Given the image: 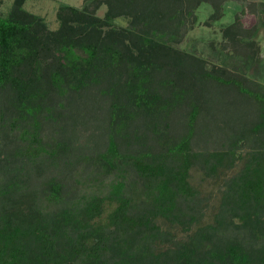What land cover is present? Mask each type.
<instances>
[{
	"label": "trees",
	"instance_id": "obj_1",
	"mask_svg": "<svg viewBox=\"0 0 264 264\" xmlns=\"http://www.w3.org/2000/svg\"><path fill=\"white\" fill-rule=\"evenodd\" d=\"M24 1L0 16V264H264L255 3L82 0L50 29ZM200 7L208 59L179 47Z\"/></svg>",
	"mask_w": 264,
	"mask_h": 264
},
{
	"label": "rangeland",
	"instance_id": "obj_2",
	"mask_svg": "<svg viewBox=\"0 0 264 264\" xmlns=\"http://www.w3.org/2000/svg\"><path fill=\"white\" fill-rule=\"evenodd\" d=\"M254 2L255 4V9H259V15L257 17H259V22L257 21L258 19L256 18L255 14H246L243 17V22L248 25V26H258V32L254 33L253 35V39L255 40V47L259 50L260 54H261V59L264 60V26L262 27V25L260 24L261 19L264 20V0H248ZM13 0H0V16L5 17L11 7ZM82 0H25L24 1V5L23 7L25 9H27L30 12L33 13H37L41 16L44 17L45 23L47 24V26L50 29H56L58 27V22L56 19V10H57V6L59 3H66V4H71L74 6L79 7L81 5ZM230 5V4H228ZM103 8H101L99 10V13H102ZM199 11H201L199 13ZM256 11V10H255ZM198 15L200 16V22H198L197 24L194 25V27L192 29H189V31L187 32V34L185 35L182 43L179 45L180 48H192L191 46V40H195L196 41V49H197V53L204 55L205 59L210 58L209 55H207L209 47L208 45H212L215 46V48H220V43H221V36L219 34V32H216V28L217 25L214 23H209V24H204L205 23V19H206V10L203 7H200L198 9ZM261 18V19H260ZM207 20V19H206ZM204 21V22H203ZM117 23L119 25H125L126 22L123 19H118ZM205 33V38H207V40L205 38H201L202 35ZM205 39V40H204ZM212 61H214V58L211 57ZM235 62V60H234ZM253 72H255L253 69L251 70ZM261 71V81L264 82V68H262ZM92 123V122H91ZM93 122L90 126L88 127V129H91V127L94 126ZM88 144L91 146L93 145V141L90 138L88 141ZM61 158H58V161H60ZM239 165V162H238ZM48 170V169H47ZM50 173L54 172L55 175H60V173H62V171L60 172V169L58 170H54L53 171V167L51 166L50 170H48ZM48 171L45 173L47 175ZM201 175L202 173L200 171H194L193 172V182L196 183L197 181H199V177L201 179ZM213 178H208L205 180H201V182H197L200 184V189L202 190V192L204 193V195L207 197L208 194L210 193V191L215 188L214 182H213ZM206 219H210V216H207ZM178 234H180V232H178Z\"/></svg>",
	"mask_w": 264,
	"mask_h": 264
}]
</instances>
